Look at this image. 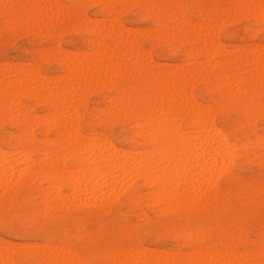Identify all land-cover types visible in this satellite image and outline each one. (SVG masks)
<instances>
[{"label":"snow or ice","instance_id":"6c2138e0","mask_svg":"<svg viewBox=\"0 0 264 264\" xmlns=\"http://www.w3.org/2000/svg\"><path fill=\"white\" fill-rule=\"evenodd\" d=\"M60 7L0 3L3 119L25 120L11 101L35 67L31 62L19 68L9 65V45L35 46L80 24L83 17L62 14ZM101 7L113 23L81 60L80 67L87 64L91 78L85 72L70 90L56 87L50 95L59 130L68 137L63 151L79 150L80 158L91 152L88 162L96 176L103 175V186L82 192L78 201L56 212L49 201L22 195L35 171L29 165L37 159L25 124V135L18 141L0 145L5 179L11 167L8 183L16 182L15 190L0 199V254L12 255L11 261L0 264H18L17 246L32 254L24 264H264V0H131ZM187 9L198 10V17L192 20ZM122 12L142 18L143 32L126 36L119 25ZM181 18L184 24L199 26L197 55L169 67L158 61L157 53L189 40L191 33ZM217 31L241 36V43L219 48ZM114 44L122 55L109 54ZM188 49L185 43L181 53ZM69 61L71 66V57ZM17 72L23 78L17 80ZM93 87L108 89L110 102H85L86 91ZM225 113L230 114L227 121ZM120 124L133 127L135 134L123 140L111 137L109 127ZM190 133L198 134L203 151L197 150L198 160L184 178L182 192L171 172L177 154L183 160ZM59 155L43 166L46 175L59 176ZM21 157L26 163L17 166ZM257 159L258 176L255 166L245 165H255ZM148 182L150 187H142ZM115 187L122 193L119 205L106 211ZM197 189L204 193L201 210L188 216L161 213L163 205L147 212L144 201H137L148 191L174 203ZM85 201L86 207H81ZM242 234L245 239L237 241Z\"/></svg>","mask_w":264,"mask_h":264},{"label":"rangeland","instance_id":"374dc122","mask_svg":"<svg viewBox=\"0 0 264 264\" xmlns=\"http://www.w3.org/2000/svg\"><path fill=\"white\" fill-rule=\"evenodd\" d=\"M121 2H131V0H0V3H9V4L11 3H41V4L59 5L61 7L58 9V11H60L62 14L71 13V14L79 15L83 17V19L81 20L78 26H69L61 30L56 35L54 40L43 39L41 42H38L37 45L35 46L32 43H22L18 48H11V45H9L11 51H10L9 56L7 57V63L9 65L19 68L20 66L27 65L29 62H31L35 65L34 67L35 70L30 71V74L27 73L28 80L27 79L26 81L24 80V83L25 82L26 83L22 87L18 85L19 87H17V89L19 90L15 92L14 96L12 97L13 100L11 101V103L14 105L13 107L14 111L18 113L19 115L25 117V120H15L11 118L3 119L2 117H0V145H3L5 141H18L21 136L25 135L24 125L25 124L27 125V136L32 138V142L36 145V148L33 151L37 153V159L34 161H31L29 165L30 167L35 168V171L31 173V179L25 181V184L28 187L22 193V195L30 196L33 199L38 198L41 200L49 201V203H51L52 212L58 211L60 207L66 206L65 204L68 205L73 202H76V200L78 201V197L84 191H87L90 194L93 186H96V185L103 186V183L101 182L103 180H100L99 178L102 175L99 177L95 176L94 166L91 163H86V160H85L87 159L86 156H84L83 158H80V153L72 155L70 153L68 154L67 151H66L67 154H65V151H63V145L66 142V140H64L65 142L62 141L63 140L62 137H64V133L61 130H58L59 127H58L57 121H55L56 119L53 116H49V115H53V113L55 112V109H52L51 107V100L53 99V97L48 93H52L53 91H55L56 87L69 88L70 90L73 84L77 81L78 75L81 76L86 72V70H89L87 64H85L83 68L79 67L81 64V60L84 57L85 51L92 49L96 43V39L98 38L100 32L102 30H105L106 26L108 29H110L113 23L111 20L107 19L108 12L106 9H104L101 6L105 4H109V3H121ZM156 2L203 4V3H225V2H232V0H156ZM78 6H83V7H78ZM186 11L191 15L192 20H195L199 15L198 10L187 9ZM121 15L123 16V20L119 22V25H122L123 32L125 33L126 36L129 34L135 35L137 33L143 32L144 30L143 25L145 21L142 18H140L139 16H137L135 13H132V12H127V13L122 12ZM179 15L182 17L183 13H180ZM179 22L181 24L183 23L182 25L183 26L185 25L186 28L191 33L189 40L186 42L182 41L178 43L172 49H169L167 51L161 50L160 52L157 53L158 61L161 64L169 66V67H172V66L179 67L181 66V64H184L185 62L194 59L195 56L197 55V49H196L197 31L195 30H198L199 26L191 22L189 23L190 26L188 24H184V21L182 18ZM127 28L128 30H126ZM215 39H216L217 46L219 48H233V47L238 46L241 43L242 37L238 35H233L232 33L228 31H223V32L217 31ZM3 43H4L3 29L0 28V47H3ZM13 43H16V42L13 41ZM41 43L44 46L41 47L40 46ZM185 43L189 45V49L187 52L181 53V49L184 47ZM122 47H123L122 45L119 46V48H122ZM112 49L113 50H111L109 54L115 53L116 55H122V52L118 50V46L116 44L113 45ZM69 57H71L72 62L74 60L75 62H77L76 66L73 65V67H71L70 64H68L70 62ZM4 66H5V58L3 56H0V84L3 83ZM72 69L75 71H73ZM77 69L78 71H76ZM72 71H73V74H72ZM87 72L89 73V77L91 78V71L89 70ZM21 78H22L21 74L17 73L16 79L19 80ZM30 79L31 81H29ZM38 86L41 87V89ZM29 88H32V89H29ZM107 92H108V89H98V88L93 87L89 89L88 91H86L85 102L90 100L93 105H105L109 103L111 100V97L107 95ZM23 93L25 94L22 95ZM15 95H18V96H15ZM3 104H4L3 96L2 94H0V112H2L3 110V107H4ZM22 108L23 110H21ZM27 113H29V115ZM29 116H31L30 119H29ZM223 119L225 121L229 120L230 114L225 113L223 115ZM182 121H183V117L181 116L176 124L178 128L181 127ZM256 131H259V129H256ZM108 132L111 137L116 138L118 140H123L135 134L133 127L131 126L125 127L122 124L109 127ZM72 133L73 135H75L74 128L72 130ZM195 134L196 133H192V134L190 133L189 136H193V135L196 136L197 134L196 135ZM197 142L198 140H196L194 143H196L197 146L200 145V143L199 142L197 143ZM41 148L48 149L49 151H40ZM57 152L60 153L59 168L63 170H61L62 171L61 175L59 174L58 177L48 176L43 172V166L46 164H50L53 160H55ZM187 156L189 157V154L186 155L185 157ZM185 157L183 158L184 161H186L187 159V158L185 159ZM96 159H98V157L97 158L93 157V160H96ZM20 161H22L21 163H26L23 157H21L19 162H17L18 166L20 164ZM186 162L187 164L184 162L185 165L179 162V163L174 164V168L172 167L171 178L175 176L176 177L171 180L178 181V182L177 181L174 182L176 183V186L180 185L179 180L176 178H179L182 175L185 177L187 172H190L189 169L192 167V165L195 166L194 164L195 161L192 159H189ZM183 165L185 166V168L186 167H189V168L184 169ZM245 165L247 167L255 166L257 169L256 174L257 176L259 175V160L258 159L255 160V165L253 161H245ZM175 168H178L179 170ZM9 171H10V174H9ZM185 171L186 173H184ZM63 172L66 174V176H64ZM72 173L74 175H71ZM85 173L88 174V177L93 178L91 179L92 182L88 183L87 181L86 187L84 186L85 183L75 184L76 182H78V178L82 177V174H85ZM4 174L5 173H3V171L1 172L0 170V176H2V178L0 177V181L2 179V181L5 183L3 184L1 183L2 181L0 182V185L2 184L1 186L2 188L0 187V199L3 198V195L6 191H14L15 184H16L15 181H13L11 184L8 183V181L12 179V172L10 168L8 170L7 179H5ZM16 174H17V178L19 179L20 172H17ZM91 174L93 176H91ZM67 175H70L68 176V179L69 177H71V179L73 178L71 182H74L75 180H77L74 183L75 187L69 186L65 183L68 180ZM46 180H52L53 182L50 184H45ZM96 181H99V182H96ZM150 186L151 185L149 184L142 185V187L144 188H148ZM86 188H89V190ZM180 188H181V191L183 192V187L180 186ZM113 189L116 191H114ZM113 189H110V191H114L116 195H114L106 211H111L113 208L118 207L119 200L122 196L121 191L118 190L119 187H115ZM50 191L52 192V195ZM191 193H189L191 194V196L188 195L189 197H187V199L184 200L186 202H183V201L175 202L173 203L174 205H172V203L166 202L165 200H162L161 198H157L158 200H160V201H157V199L154 198L155 194L148 192V191H145V193L142 196L138 197L137 201L138 202L144 201L143 208L147 212H152L158 206L163 205V207H160V212L163 211L162 213H169L172 215L182 214L184 216H188L189 214L196 213L201 210L200 204H201V199L204 195V193H200L198 189L197 191L191 192ZM196 197L197 199H195ZM189 199L191 200V202ZM85 202H83L81 207H86ZM148 203H151V204H148ZM189 204L190 206H188ZM243 239H245V236L243 234L237 236V241H241ZM9 255L4 256L0 254V258L2 257L0 260H9V257H10V261H11L12 255L11 253ZM30 259H32V254L26 250V247L17 246L16 260L18 261V264H24L25 261H28Z\"/></svg>","mask_w":264,"mask_h":264},{"label":"bare ground","instance_id":"6f19581e","mask_svg":"<svg viewBox=\"0 0 264 264\" xmlns=\"http://www.w3.org/2000/svg\"><path fill=\"white\" fill-rule=\"evenodd\" d=\"M106 14V13H105ZM183 24V23H182ZM189 25V24H188ZM185 26V25H184ZM190 26V25H189ZM186 27V26H185ZM125 28V27H124ZM193 28V27H192ZM191 28V29H192ZM190 29V30H191ZM126 30H128V28L126 29ZM195 31H198V30H195ZM94 43V42H93ZM113 47V46H112ZM113 50V49H112ZM62 51V50H61ZM79 51V50H78ZM83 52V51H82ZM192 52V51H191ZM74 53V52H73ZM70 54V53H69ZM111 55V54H110ZM72 57V56H71ZM65 60V59H64ZM72 62V61H71ZM76 63L77 62H75V60L72 62V64H71V67H73V65H75L76 66ZM68 64H70V62L68 63ZM80 64V63H79ZM67 65V64H66ZM78 66V65H77ZM70 67V68H71ZM80 67V66H79ZM78 68V67H77ZM33 70H35V69H33ZM32 70V71H33ZM73 70V69H72ZM73 71H75V70H73ZM73 71H72V74H73ZM76 71H78V69L76 70ZM87 71H89V70H86V72ZM37 72V71H36ZM35 72V73H36ZM17 73H19V72H17ZM65 73V72H64ZM88 73V72H87ZM20 74V73H19ZM29 74H30V72H29ZM32 74V73H31ZM89 74V73H88ZM28 75V74H27ZM72 76V75H71ZM82 76V75H81ZM22 77V76H21ZM32 77H34V76H32ZM77 77V76H76ZM23 78V77H22ZM46 78V77H45ZM27 79V78H26ZM26 79H24L25 81H26ZM47 79V78H46ZM28 80V79H27ZM29 81H31V79L29 80ZM28 82V81H27ZM26 83V82H25ZM24 83V84H25ZM29 83V82H28ZM30 85V84H29ZM63 85V84H62ZM26 86H27V84H26ZM37 86V85H36ZM35 86V87H36ZM40 86H42V85H40ZM65 86V85H64ZM69 86H70V84H69ZM19 87V86H18ZM39 87V86H38ZM28 88V87H27ZM40 89H41V87H39ZM29 89H32V88H29ZM36 89V88H35ZM69 89V88H68ZM71 89V88H70ZM17 90H19V89H17ZM16 90V91H17ZM34 90V89H33ZM40 91V90H39ZM21 92V91H20ZM29 92V91H28ZM25 93H23L22 95H24ZM31 94V93H30ZM48 94H50V93H48ZM15 96H18V95H15ZM28 96H30V95H28ZM46 96V95H45ZM49 96V95H48ZM16 98V97H15ZM42 98V97H41ZM13 100V99H12ZM15 101V100H14ZM108 101V100H107ZM3 102V101H2ZM24 104V103H23ZM4 105V104H3ZM13 105V104H12ZM29 105V104H28ZM18 106V105H17ZM13 107H14V105H13ZM21 108V107H20ZM32 108V107H31ZM21 110H23V108L21 109ZM29 110V109H28ZM19 112V111H18ZM52 113V112H51ZM26 114V113H25ZM28 115H29V113H27ZM49 116H53L54 117V115H49ZM48 116V117H49ZM34 117V116H33ZM39 117H41V116H39ZM44 117V116H43ZM31 118V116H29V119ZM36 121H37V119H36ZM39 121H41V120H39ZM56 121V120H55ZM51 122V121H50ZM35 123V122H34ZM29 124H30V122H29ZM177 124V123H176ZM177 127V126H176ZM178 128V127H177ZM23 130H24V128H23ZM29 130V129H28ZM59 130V129H58ZM59 132V131H58ZM13 134V133H12ZM192 134V133H191ZM72 135H73V133H72ZM190 135V134H189ZM196 135V134H195ZM197 136H198V134L196 135V136H188V143H187V146H186V150H185V153H184V157L186 156V155H188L189 154V157L187 156V157H185V159H186V161H188L189 159H192V160H194L195 161V163L194 164H196V162H197V160H198V155H197V150L198 149H200V151L202 152L203 150L200 148V145H196V143H194L196 140H197ZM62 137V136H61ZM73 137H75V135H73ZM35 139V138H34ZM67 139H68V137L64 134V137H63V140L62 141H64V140H66L67 141ZM65 142V141H64ZM198 143V142H197ZM68 152V154L70 153V154H72V155H75V154H77V153H80V151L79 150H77V151H72V150H68L67 151ZM54 154V153H53ZM65 154H67L66 152H65ZM2 154H0V156H1ZM50 155V154H49ZM52 155V154H51ZM45 156V155H44ZM90 156H92V153L91 152H89L88 153V156H86L87 157V159H85L86 160V163H89L88 162V157H90ZM98 157V156H97ZM97 157H95V158H97ZM183 157V158H184ZM84 160V161H85ZM97 160V159H96ZM186 161H184V159L181 161V159L179 158V154H177V157H176V159L173 161V165H172V167L174 168V164H176V163H182V164H184V162L187 164V162ZM19 162V161H18ZM22 161H20V163H21ZM60 164V163H59ZM185 165V164H184ZM183 165V167H184V169H187V168H189V167H186L185 168V166ZM192 165V164H191ZM18 166V165H17ZM89 166H91V165H89ZM182 166V165H181ZM188 166V165H187ZM85 167V166H84ZM83 167V168H84ZM192 167H194V165H192ZM191 167V168H192ZM10 169H11V167H9ZM60 169V168H59ZM64 169H66V168H64ZM78 169V168H77ZM175 169H178V168H175ZM0 170H1V172L3 171V173H4V162H3V160H0ZM61 170H63V169H60L59 171H60V175H61ZM68 170H69V168H68ZM73 170H75V169H73ZM81 170H82V168H81ZM80 170V171H81ZM87 170V169H86ZM85 170V171H86ZM179 170V169H178ZM65 171V170H64ZM12 172V171H11ZM88 172V171H87ZM89 172H91V171H89ZM176 172V171H175ZM64 173V172H63ZM80 173V172H79ZM184 173H186V171L184 172ZM183 173V174H184ZM2 174V173H1ZM9 174H10V171H9ZM40 174H42V173H40ZM70 174V173H69ZM81 174V173H80ZM173 174V173H172ZM5 175V174H4ZM17 175V174H16ZM71 175H74L73 173L71 174ZM177 175V174H176ZM181 175V174H180ZM180 175H178V176H180ZM189 175H191V173L190 172H187V174H186V176H189ZM63 176V175H62ZM64 176H66V174L64 173ZM68 176H70V175H67V179H68ZM91 176H93L92 174H91ZM96 176V175H95ZM177 176V177H178ZM185 176V177H186ZM1 178H2V176H0ZM5 177V176H4ZM79 177V176H78ZM99 177V176H98ZM97 177V178H98ZM176 177V176H175ZM175 177H173V178H171V179H174ZM183 175L182 176H180L179 178H176V179H178L179 180V182H180V185H177L178 187H180V186H182L183 184H184V178H185ZM9 178V177H8ZM100 178V180H103V175L101 176V177H99ZM65 179V178H64ZM91 179H93V178H90V177H88V174L87 173H85V174H82V177H80V178H78V182H76L75 183V181H77V180H75L74 182H71L72 180H73V178L71 179V177H69V179L65 182V181H63V182H65L67 185H69V186H72V187H75V184H78V183H85L84 184V186L86 187V183H87V181H88V183H91L92 181H91ZM95 179V178H94ZM86 180V181H85ZM1 181H2V179H1ZM0 181V182H1ZM5 181V180H4ZM8 181V180H7ZM94 181V180H93ZM175 181H177V180H174L173 182H175ZM96 182H99V181H96ZM102 183H103V181H101ZM178 182V181H177ZM1 183H3V184H5L3 181L1 182ZM75 183V184H74ZM61 184H63V183H61ZM61 184H59V185H61ZM95 184V183H94ZM147 184H149V185H151V182H148ZM177 184H179V183H177ZM83 185V184H82ZM81 185V186H82ZM88 185V184H87ZM175 185H176V183H175ZM2 186V184L0 185V187ZM92 186V185H91ZM99 186H102V185H99ZM80 187V186H79ZM78 187V188H79ZM2 188V187H1ZM54 188V187H53ZM69 188V187H68ZM71 188V187H70ZM84 188V187H83ZM58 189V188H57ZM86 189H88L89 190V188H86ZM77 190V189H76ZM114 190V189H113ZM118 190H120V189H118ZM173 190H175V189H173ZM56 191V190H55ZM54 191V192H55ZM84 191V190H83ZM114 191H116V190H114ZM113 191V192H114ZM47 192H48V190H47ZM51 192V191H50ZM56 193V192H55ZM58 193V192H57ZM189 193H191V192H189ZM48 194V193H47ZM64 194V193H63ZM67 194V193H66ZM71 194V193H70ZM75 194V193H74ZM121 194V193H120ZM192 194V193H191ZM191 194H188L189 196H191ZM196 194V193H195ZM51 195H52V192H51ZM51 195H49V196H51ZM72 195V194H71ZM184 196V197H182V198H178V199H176L175 200V202H186V201H184L185 199H187V197H189V196ZM74 196V195H73ZM52 198V197H51ZM63 198V197H62ZM73 198H75V197H73ZM142 198V197H141ZM151 198V197H150ZM155 199H157V197H154ZM192 198V197H191ZM154 199V200H155ZM195 199H197V197L195 198ZM53 200H54V198H53ZM56 200V199H55ZM163 200V199H162ZM190 200V199H189ZM63 201V200H62ZM72 201V200H71ZM77 201V200H76ZM157 201H160V200H158L157 199ZM171 201V198H169V201H166V202H168V203H171L170 202ZM68 202H69V200H68ZM174 202V203H175ZM190 202H191V200H190ZM65 203H66V201H65ZM71 203V202H70ZM86 203V202H85ZM63 204V203H62ZM72 204V203H71ZM83 204V203H82ZM81 204V205H82ZM148 204H151V203H148ZM177 204V203H176ZM175 204V205H176ZM65 205H67V204H65ZM85 205V204H84ZM172 205H174L173 203H172ZM53 206V205H52ZM60 206V205H59ZM62 206V205H61ZM188 206H190V204L188 205ZM167 207V206H166ZM170 207H172V206H170ZM172 208H174V207H172ZM188 208V207H187ZM168 209H170V208H168ZM167 210V209H166ZM163 211H161V213H162ZM20 252V251H19ZM10 256V255H9ZM11 257V256H10ZM10 257H9V261H10ZM2 258V257H1ZM0 258V259H1Z\"/></svg>","mask_w":264,"mask_h":264}]
</instances>
